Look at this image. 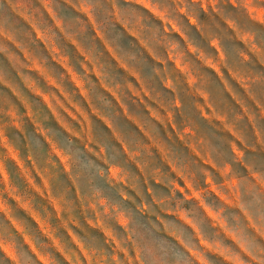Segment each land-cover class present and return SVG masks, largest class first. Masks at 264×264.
I'll use <instances>...</instances> for the list:
<instances>
[{"label":"clouds","instance_id":"1","mask_svg":"<svg viewBox=\"0 0 264 264\" xmlns=\"http://www.w3.org/2000/svg\"><path fill=\"white\" fill-rule=\"evenodd\" d=\"M0 264H264V0H0Z\"/></svg>","mask_w":264,"mask_h":264},{"label":"rangeland","instance_id":"2","mask_svg":"<svg viewBox=\"0 0 264 264\" xmlns=\"http://www.w3.org/2000/svg\"><path fill=\"white\" fill-rule=\"evenodd\" d=\"M39 200V198H37ZM43 206V205H42Z\"/></svg>","mask_w":264,"mask_h":264}]
</instances>
